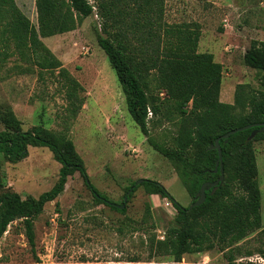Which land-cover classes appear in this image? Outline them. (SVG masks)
Returning a JSON list of instances; mask_svg holds the SVG:
<instances>
[{"label": "rangeland", "instance_id": "374dc122", "mask_svg": "<svg viewBox=\"0 0 264 264\" xmlns=\"http://www.w3.org/2000/svg\"><path fill=\"white\" fill-rule=\"evenodd\" d=\"M35 2L15 0L37 26ZM165 12L170 23L201 24L199 51L212 53L223 65L221 101L236 104L250 93L262 96V72L248 66L244 55L253 42H264V0H167ZM7 20L8 15L0 20V129L7 128L2 117L12 110L24 130L42 125L66 134L91 183L112 204L97 201L76 172L35 219L34 246L21 219L8 226L0 240V264L175 263L157 245L176 213L169 199L151 194L141 182L129 192L125 213L113 207L122 204L139 179L160 182L185 207L193 197L175 163L154 149L129 114L118 76L98 43L106 35L96 8L75 30L41 38L60 61L52 69L39 68L29 46L18 48L6 39ZM68 86L82 99L76 105ZM151 88L158 93L153 78ZM159 96L163 101L162 92ZM162 109L149 116V127L156 141L170 146L177 116L170 103ZM246 110L237 105V113ZM253 148L256 166L242 184L244 191L232 189L223 199L226 204L202 214L193 230L195 252L185 254L180 264H264V140L255 141ZM60 168L48 147L29 146L28 156L16 163L0 153V191L37 198L55 185Z\"/></svg>", "mask_w": 264, "mask_h": 264}, {"label": "trees", "instance_id": "16d2710c", "mask_svg": "<svg viewBox=\"0 0 264 264\" xmlns=\"http://www.w3.org/2000/svg\"><path fill=\"white\" fill-rule=\"evenodd\" d=\"M93 1L36 0L35 26L17 7L15 0H0V20L8 15L4 33L9 39L8 36L6 39L14 41L18 48L29 46L32 60L39 68H57L60 61L41 38L75 30L96 8L106 35H100L98 43L118 76L128 112L154 149L175 163L180 180L193 197V204L202 184L215 181L220 175L219 171L215 172L219 157L218 150L212 148L215 140L234 128L264 123V93L260 98L250 93L244 101L238 98L236 104L221 101L223 65L214 60L212 53L199 51L202 35L199 22L166 21L167 0ZM244 60L248 66L262 72L261 81L264 83V42H253ZM152 78L157 82L158 93L152 91ZM161 92L165 96L163 101L159 96ZM67 93L73 104L82 101L73 87L68 86ZM164 103L172 104L177 116V133L170 146L156 141L149 127L150 112L161 114ZM237 105L243 109L247 107V110L237 113ZM2 122L7 128L0 129V153L7 161L23 160L28 156L29 146L48 147L61 168L55 185L37 198L23 199L10 189L0 191V240L8 226L21 219L27 238L34 246L35 219L47 202L64 191L68 178L76 172L97 201L112 204L91 183L82 157L66 134L42 125L24 130L12 110L6 112ZM259 140H264L260 126L220 139L225 178L207 190L206 200L200 206L185 207L160 182L142 181L150 188L151 194L169 199L176 210L166 227L164 239L157 240V245L173 259V264H180L185 254L195 252L193 230L202 214L211 206L221 208L226 204L223 199L232 193V189L241 186L244 191L242 184L250 178L256 166L253 143ZM135 184L128 188V192L136 189ZM257 195L259 199V191ZM127 196L130 199L131 193ZM113 207L121 213L126 211V206L120 209L113 204ZM151 214L148 206L146 215L151 217Z\"/></svg>", "mask_w": 264, "mask_h": 264}, {"label": "water", "instance_id": "95a60500", "mask_svg": "<svg viewBox=\"0 0 264 264\" xmlns=\"http://www.w3.org/2000/svg\"><path fill=\"white\" fill-rule=\"evenodd\" d=\"M254 126H260L261 130L264 131V123L250 124V125H246V126H243V127L234 128V129H232L229 132L223 134L222 136H220L219 138H217L215 140V143L212 145V148L217 149L218 150V154H219L218 160L216 162L215 172L219 171L220 175L215 181H212V182L207 181V182H204L202 184L198 194L196 195V200H195V202L193 204L190 205V208H193V207H196V206H200L201 204H203L205 202V200H206V196H207L206 192H207V190L212 188V187H216L219 183L224 181L225 172H224V169H223V161H222L223 157H222V149H221V146H220V139L221 138L228 139L230 137V135L235 134L238 131L249 129V128L254 127ZM253 134H255V132ZM143 180L144 179H139L136 182L135 185L141 183ZM131 190L132 189H130V191ZM127 199H128V196L126 195L125 198H124V203L121 204V205L116 204V206L118 208H120V209L125 208V206H126L125 202L127 201Z\"/></svg>", "mask_w": 264, "mask_h": 264}, {"label": "built area", "instance_id": "2783aa9c", "mask_svg": "<svg viewBox=\"0 0 264 264\" xmlns=\"http://www.w3.org/2000/svg\"><path fill=\"white\" fill-rule=\"evenodd\" d=\"M150 115H151V112H150Z\"/></svg>", "mask_w": 264, "mask_h": 264}]
</instances>
